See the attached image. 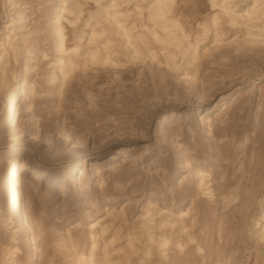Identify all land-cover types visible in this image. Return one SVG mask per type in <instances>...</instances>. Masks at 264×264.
I'll use <instances>...</instances> for the list:
<instances>
[{
	"label": "rangeland",
	"instance_id": "obj_1",
	"mask_svg": "<svg viewBox=\"0 0 264 264\" xmlns=\"http://www.w3.org/2000/svg\"><path fill=\"white\" fill-rule=\"evenodd\" d=\"M0 264H264V0H0Z\"/></svg>",
	"mask_w": 264,
	"mask_h": 264
},
{
	"label": "bare ground",
	"instance_id": "obj_2",
	"mask_svg": "<svg viewBox=\"0 0 264 264\" xmlns=\"http://www.w3.org/2000/svg\"><path fill=\"white\" fill-rule=\"evenodd\" d=\"M223 1L225 2L226 0H223ZM160 5L162 6L161 8H163L164 6H166V3H161ZM228 9L229 8H225V13L228 11ZM230 22L232 25H234V24H236V19L233 17H230ZM125 38L130 39V36L126 34ZM58 39L60 41V48L61 49L65 48L66 45H65L64 36L62 33H60ZM97 56H98L97 54H94L92 56V59L97 61ZM64 77L65 78L67 77L66 73L64 74ZM16 87L20 88V84H18ZM21 90H22V88H20L19 91H18V89H16V91L10 96V103L8 105V108H7V110L9 112L12 110L13 104L17 98V95L21 92ZM9 148L13 149L14 146H12V144H11V145H9ZM105 152L106 151L104 150V148H93L89 152H85L82 155L77 154L78 156H76V158L80 157L81 159H85V158H88L90 156L91 157L92 156H102ZM7 154H8V151H7ZM70 168L72 169V171L74 173H76V172L78 173L80 171L79 166H70ZM29 169H32V166L30 165L29 158H27V159L20 161L16 165L15 169L8 170L6 175L3 176V191L5 193V196H7V207L13 213H17V214L20 213V202H18L19 194L17 192V188L19 186L18 180H20V182H24L25 187L28 189L31 186L30 184H32L33 187L36 188V186L31 181H29L28 178L26 177ZM43 169L44 168L42 167V165L37 160L36 161V167H35V179L40 182V180L45 177L51 181H54V178L50 174L46 173ZM76 180H78V179H76ZM29 210H30V216L32 217L34 213L31 209H29ZM25 225H27V222H25ZM96 243H97V241L94 240L92 243V246L90 248V253H91L90 256L91 257L94 255V253H92V251L94 250ZM15 253H20L19 248H16ZM35 255L36 254H34L33 259H35Z\"/></svg>",
	"mask_w": 264,
	"mask_h": 264
}]
</instances>
